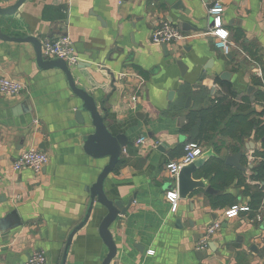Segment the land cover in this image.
Returning <instances> with one entry per match:
<instances>
[{
  "label": "crops",
  "instance_id": "crops-1",
  "mask_svg": "<svg viewBox=\"0 0 264 264\" xmlns=\"http://www.w3.org/2000/svg\"><path fill=\"white\" fill-rule=\"evenodd\" d=\"M16 1L0 0V7ZM215 1L224 7L229 54L215 47L210 32L207 11ZM163 21L183 33L166 51L150 40ZM0 30L40 42L66 33L78 60L69 66L76 85L97 104L108 96L106 125L128 146L104 192L124 206L133 199L114 223L111 264H264L263 195L255 200L264 193V177L255 172L264 152V0H25L0 16ZM177 61L187 67L182 73ZM0 76L23 86L16 96L0 94V218L16 211L19 222L0 234V264H25L35 251L45 253L47 264H60L68 234L85 214L86 188L108 159L84 152L83 137L94 129L86 114L83 123L76 120L81 102L61 70L37 66L30 43L0 40ZM217 98H223L218 130L199 144L208 157L205 182L215 192L180 199L166 168L191 143L179 126L190 110L211 109ZM31 148L47 155L46 166L38 174L13 171L15 158ZM238 153L242 169L225 163ZM170 192L177 194L175 211ZM221 195L231 206H213L212 197ZM234 205L256 208L227 217ZM106 213L94 204L66 264L102 263L108 250L98 226ZM214 222L220 228L200 255L197 245Z\"/></svg>",
  "mask_w": 264,
  "mask_h": 264
},
{
  "label": "water",
  "instance_id": "water-1",
  "mask_svg": "<svg viewBox=\"0 0 264 264\" xmlns=\"http://www.w3.org/2000/svg\"><path fill=\"white\" fill-rule=\"evenodd\" d=\"M24 1L25 0H17L12 6L5 8L0 7V16H9L14 14ZM210 24L212 26V20H210ZM65 36L66 33H63L62 37ZM0 40L16 43H30L35 52L36 64L40 69H59L63 72L70 91L81 102L76 111L77 122L83 123L81 114H86L91 126L94 129L93 133L83 137L84 152L93 158L108 159L106 165L98 174L95 182L86 188V191L89 194V200L85 214L82 220L68 234L60 264H66L67 254L73 237L88 223L95 203H98L107 211L98 226L99 236L108 250L101 264H111L112 260L116 256V245L112 237L114 223L119 216L126 213L133 199H130L127 205L124 206L119 200H109L104 192V182L107 176L114 171L117 164L120 162L122 150L128 146V140L124 135H112L106 125L108 110L104 105L108 96L97 104V101L91 93L76 85L69 65L65 60L59 58H43L41 54V42L37 38L31 35L8 36L0 30ZM162 48L166 51L167 45L163 44ZM176 65L179 67L181 73L187 68L182 61H177ZM228 76L229 73L225 72L222 73L221 78L226 79ZM241 155V153H238L236 155L228 156L225 163L240 169L239 159ZM207 158L208 157L206 155L202 154L189 164L181 167L176 177L177 193L180 199H187L198 190H203L208 194H213L215 192L211 186L206 184L204 177H197L198 172L205 165ZM15 215L16 211H11L4 217L0 218V234L6 233L19 225V222L14 221ZM199 253H201L200 255L205 256L206 250H202Z\"/></svg>",
  "mask_w": 264,
  "mask_h": 264
},
{
  "label": "built area",
  "instance_id": "built-area-1",
  "mask_svg": "<svg viewBox=\"0 0 264 264\" xmlns=\"http://www.w3.org/2000/svg\"><path fill=\"white\" fill-rule=\"evenodd\" d=\"M224 7L220 1H215L207 11L208 17L212 20L210 29L211 34L215 38V47L220 49L224 54L230 53V43L228 41V31L222 25V15ZM183 39V33L173 24L163 21L157 28L151 32L150 40L153 44L169 45ZM41 54L43 58L53 59L59 58L66 61L69 66H75L78 63L77 57L73 53L72 44L68 37L46 38L41 42ZM23 86L19 81L12 78L0 76V94L3 96H16L22 92ZM144 142V137L139 138L136 143ZM202 155V148L195 143H187L184 145V153L178 158L171 160L166 168L172 178L177 177L182 166L189 164L194 159ZM253 158L250 157V160ZM48 163L47 155L37 149L31 148L20 155L12 162V170L19 171L23 168L29 169L33 174H38ZM168 200L171 202V209H176L177 194L170 192L167 194ZM264 204V193L262 197ZM250 211L247 206H232L225 214L232 217L240 212ZM257 220L262 219V214H257ZM220 228L219 222H214L206 227L201 240L197 245L198 250H205L209 240L216 234ZM152 254L153 252H148ZM25 264H47L46 255L43 251H35L30 255Z\"/></svg>",
  "mask_w": 264,
  "mask_h": 264
},
{
  "label": "trees",
  "instance_id": "trees-1",
  "mask_svg": "<svg viewBox=\"0 0 264 264\" xmlns=\"http://www.w3.org/2000/svg\"><path fill=\"white\" fill-rule=\"evenodd\" d=\"M223 98L216 99V105L207 110H190L184 117V120L180 124V132L188 137V142L200 144V142H208L210 140V136L207 135L208 132H215L218 130V120L220 119V112L218 108L221 107V103ZM222 118V117H221ZM225 134V129L222 132ZM261 135V133H260ZM238 138V137H237ZM240 138V137H239ZM258 155L262 158V161L255 167V172L257 173V177H264V152L258 153ZM120 162L117 164L116 168L119 167ZM115 168V169H116ZM206 164L203 168L198 172L197 177H204L209 173ZM263 193L257 192L255 196L256 202L260 201ZM213 206L214 207H226L231 206L232 200L227 195H221L212 197ZM256 207L249 205V210H255Z\"/></svg>",
  "mask_w": 264,
  "mask_h": 264
}]
</instances>
